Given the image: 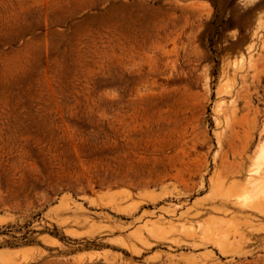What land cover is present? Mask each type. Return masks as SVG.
Here are the masks:
<instances>
[{
    "label": "rangeland",
    "instance_id": "rangeland-1",
    "mask_svg": "<svg viewBox=\"0 0 264 264\" xmlns=\"http://www.w3.org/2000/svg\"><path fill=\"white\" fill-rule=\"evenodd\" d=\"M0 264H264V0H0Z\"/></svg>",
    "mask_w": 264,
    "mask_h": 264
}]
</instances>
